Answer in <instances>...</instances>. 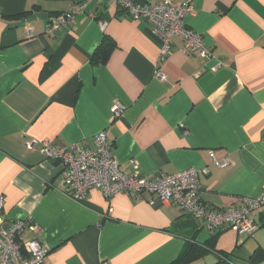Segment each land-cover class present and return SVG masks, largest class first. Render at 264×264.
I'll return each instance as SVG.
<instances>
[{
  "label": "crops",
  "instance_id": "obj_1",
  "mask_svg": "<svg viewBox=\"0 0 264 264\" xmlns=\"http://www.w3.org/2000/svg\"><path fill=\"white\" fill-rule=\"evenodd\" d=\"M171 1L193 5L185 25L201 35L209 57L183 52L179 36L162 57L154 28L127 17L115 0H0L2 215L8 223L33 221L21 239L44 245L48 264H174L184 251L195 255L184 264H235L241 251L250 264L264 254V208L253 213L258 230L242 238L232 229L210 233L201 220L148 194L107 199L95 188L79 203L66 192L62 165L41 153L46 140L91 148L106 130L126 174L134 163L148 180L205 171L200 197L209 209L261 195L264 0ZM79 7L84 12L66 28L46 35L51 18ZM105 38L115 47L94 65ZM117 102L124 111L116 118ZM214 159L229 164L218 167Z\"/></svg>",
  "mask_w": 264,
  "mask_h": 264
},
{
  "label": "built area",
  "instance_id": "obj_2",
  "mask_svg": "<svg viewBox=\"0 0 264 264\" xmlns=\"http://www.w3.org/2000/svg\"><path fill=\"white\" fill-rule=\"evenodd\" d=\"M116 4L132 19H145L154 33L162 40L161 56H166L171 48L173 37L183 38V52L197 53L200 57H209L210 52L204 46L201 35L186 27L185 19L194 13L190 2L175 3L163 0L161 4L141 5L135 0H115ZM84 7L76 8L70 13L55 15L46 28L47 36L66 28L75 17L84 12ZM33 35L28 33V38ZM161 80L165 74L159 73ZM124 106L117 102L112 107L114 117H120ZM36 141L27 142L26 148L32 150ZM41 153L46 159L62 165L63 185L67 194L76 202L83 203L88 192L99 189L110 199L123 193L129 197L148 194L153 203L174 205L183 212L193 215L204 223L205 228L214 233L217 230L232 229L242 238L251 237L258 230L253 213L264 208V190L258 198L244 199L237 207L218 211L205 207L200 197V177L205 171L188 169L174 175H167L148 180L140 175L139 166L134 163L132 174L120 170L113 155L106 130L93 138V147L81 149L77 146L60 147L49 141L41 143ZM218 167H225L228 160L219 162ZM4 196L0 195V264H48L47 248L38 240L21 239L25 229H34L33 221L28 219L8 223L2 213ZM105 264V263H103Z\"/></svg>",
  "mask_w": 264,
  "mask_h": 264
},
{
  "label": "trees",
  "instance_id": "obj_3",
  "mask_svg": "<svg viewBox=\"0 0 264 264\" xmlns=\"http://www.w3.org/2000/svg\"><path fill=\"white\" fill-rule=\"evenodd\" d=\"M115 47L114 43L112 41L108 40L105 38L103 44L98 48V50L95 52L93 58H92V64L97 65V64H104L107 59L109 58L113 48ZM262 227L264 228V217L262 220ZM195 257L194 253L191 251H184L178 260L174 264H184L191 259ZM222 260H226V258L222 255ZM250 264H259V263H264V254L261 255H254L250 259ZM218 264H226L225 262H220Z\"/></svg>",
  "mask_w": 264,
  "mask_h": 264
},
{
  "label": "rangeland",
  "instance_id": "obj_4",
  "mask_svg": "<svg viewBox=\"0 0 264 264\" xmlns=\"http://www.w3.org/2000/svg\"><path fill=\"white\" fill-rule=\"evenodd\" d=\"M259 241H261L264 244V229L262 230V232L260 233L259 236ZM248 255V251H241L240 253H238L237 256H235V264H244V258H246ZM244 257V258H243Z\"/></svg>",
  "mask_w": 264,
  "mask_h": 264
}]
</instances>
